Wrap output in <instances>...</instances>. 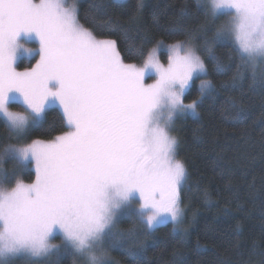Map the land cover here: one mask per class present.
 <instances>
[{
	"label": "snow or ice",
	"instance_id": "obj_1",
	"mask_svg": "<svg viewBox=\"0 0 264 264\" xmlns=\"http://www.w3.org/2000/svg\"><path fill=\"white\" fill-rule=\"evenodd\" d=\"M207 11L228 17L204 40L217 73L227 69L213 46L231 41L255 79V69H264V0H210ZM91 16L104 31L121 28L104 19L107 6L95 7ZM29 34L38 48L26 50L38 55L20 70L16 50ZM162 43L146 52L129 44L141 63H126L116 40L99 38L80 22L75 0H0V116L23 137L0 151L3 261L20 253L46 256L59 247L51 243L59 235L89 264H104V245L120 243L121 213L134 224L146 221L145 237L169 221L174 232H186L181 193L187 169L171 128L177 114L199 117L198 99H183L194 80L200 82L198 98L214 87L191 43L168 45L166 66L157 55ZM17 104L21 110L12 111ZM50 109L59 111L64 130L27 139L43 127ZM25 169L34 177L30 183Z\"/></svg>",
	"mask_w": 264,
	"mask_h": 264
},
{
	"label": "trees",
	"instance_id": "obj_2",
	"mask_svg": "<svg viewBox=\"0 0 264 264\" xmlns=\"http://www.w3.org/2000/svg\"><path fill=\"white\" fill-rule=\"evenodd\" d=\"M123 3L126 7L121 8L114 0H79L78 19L99 38L116 40L126 63H141L129 44L143 46L146 52L157 40L164 45L191 43L208 69L214 91L198 98V80H194L183 99L185 103L198 99L199 117L177 115L171 128L178 141L177 158L187 169L181 193V226L186 232H174L167 222L145 237L142 220L134 224L128 215L121 216L116 223L120 243L104 250L119 264H264V69H255L253 79L251 67L241 63L235 45L223 41L213 46L219 64L227 69L218 74L204 40L227 19L213 17L195 0ZM103 6H107L104 19L119 24L120 30L104 31L92 22L95 7ZM159 56L165 60L164 52ZM24 66V62L17 65ZM61 119L58 110L50 109L43 127L36 126L38 130L27 139L60 134ZM18 141L0 120V151ZM10 168L6 161L4 169ZM30 171L23 173L25 182L34 178ZM54 240L61 243L59 237ZM57 253L52 264H74V255L62 243Z\"/></svg>",
	"mask_w": 264,
	"mask_h": 264
},
{
	"label": "rangeland",
	"instance_id": "obj_3",
	"mask_svg": "<svg viewBox=\"0 0 264 264\" xmlns=\"http://www.w3.org/2000/svg\"><path fill=\"white\" fill-rule=\"evenodd\" d=\"M79 0H75L76 2V5H77V2ZM114 1H117L118 0H114ZM124 1V0H123ZM143 1V0H142ZM198 4H200L201 6H204L206 9H208V7L210 6V0H195ZM221 14H217V16H220ZM226 19H228V17H226ZM177 43V42H175ZM184 43V42H183ZM174 44V43H172ZM185 44H188V43H185ZM234 44V43H233ZM170 45V44H161L159 46V55L161 52H164L165 54V60H161V62L166 66L167 65V46ZM236 47V46H235ZM237 48V47H236ZM158 55V56H159ZM160 57V56H159ZM161 59V58H160ZM27 66V65H26ZM30 66V65H29ZM261 69V67H257L256 70H259ZM22 70V69H20ZM264 71V70H262ZM198 80V79H197ZM199 80H198V88H199ZM188 90V89H187ZM186 90V91H187ZM185 91V92H186ZM22 108V105H15L14 107H12V111H20ZM179 115V114H177ZM176 115V116H177ZM186 115V114H185ZM188 115H191V114H188ZM175 118V117H174ZM0 120L5 122L6 121L3 119L2 116H0ZM14 136H16L15 133H13ZM16 139H23V137H17L16 136ZM0 176H3L2 175V171H0ZM31 182V181H30ZM30 182H26V183H30ZM139 207V205H137V208ZM121 216L123 217H127V214H124V213H121L118 215L117 219L120 218ZM144 222V225H146V221L142 220ZM169 223L171 224L172 228H173V224L171 223V221H169ZM181 229H182V226H181ZM56 237H59L61 238L59 235H56L52 238L51 240V243H53L54 245H57L59 247H54L46 256H42V257H32L30 256L29 254H25V253H20V254H17L16 256L14 257H9L7 258L6 261H2L0 262V264H52L53 263V258L54 256L56 257V255L58 254V250L60 249L61 247V243L58 244L54 239ZM107 244H105L104 246H106ZM63 247H65L67 249V251L71 252L72 255H74V264H89L88 262V259L87 257L81 255V254H78V253H75L71 248H69L67 245H64L62 244ZM108 248H111V247H114V245H107ZM104 250V249H103ZM97 255L99 254L100 250L99 249H95L94 250ZM104 252L106 253V258H105V261H104V264H119L117 262H115L108 254L107 252L104 250ZM52 259V260H51Z\"/></svg>",
	"mask_w": 264,
	"mask_h": 264
},
{
	"label": "clouds",
	"instance_id": "obj_4",
	"mask_svg": "<svg viewBox=\"0 0 264 264\" xmlns=\"http://www.w3.org/2000/svg\"><path fill=\"white\" fill-rule=\"evenodd\" d=\"M19 43L22 44L23 47H20L16 50L15 64L18 65L21 62H24L25 65H28L29 63L31 64L32 61L37 57L38 52L26 49L38 48V41L34 35L29 34L27 36H21ZM157 55H159V49H157ZM148 75H151V73H148ZM163 119L164 117L162 116L161 121H163ZM3 259L4 258L0 257V262H2Z\"/></svg>",
	"mask_w": 264,
	"mask_h": 264
}]
</instances>
